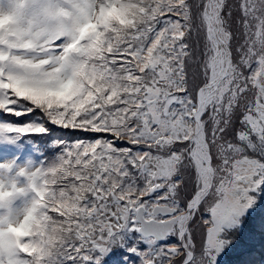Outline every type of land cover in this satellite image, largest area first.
Instances as JSON below:
<instances>
[{
    "label": "snow or ice",
    "instance_id": "snow-or-ice-1",
    "mask_svg": "<svg viewBox=\"0 0 264 264\" xmlns=\"http://www.w3.org/2000/svg\"><path fill=\"white\" fill-rule=\"evenodd\" d=\"M0 112L77 133L0 163V264H264V0H0Z\"/></svg>",
    "mask_w": 264,
    "mask_h": 264
},
{
    "label": "trees",
    "instance_id": "trees-1",
    "mask_svg": "<svg viewBox=\"0 0 264 264\" xmlns=\"http://www.w3.org/2000/svg\"><path fill=\"white\" fill-rule=\"evenodd\" d=\"M33 114L28 113L27 117H31ZM12 119L16 123H23L26 117H12L11 114L0 112V119ZM49 131L41 134H31L22 136L15 143L7 141L0 135V144H9L10 148L15 149L18 154L24 153L28 159H32V162L38 163L42 159H50L52 154L57 151L52 145V141L55 139L69 138L71 135L65 133V129L59 128L54 124L47 125Z\"/></svg>",
    "mask_w": 264,
    "mask_h": 264
},
{
    "label": "rangeland",
    "instance_id": "rangeland-1",
    "mask_svg": "<svg viewBox=\"0 0 264 264\" xmlns=\"http://www.w3.org/2000/svg\"><path fill=\"white\" fill-rule=\"evenodd\" d=\"M65 130H66L65 133L71 135L69 138H65V139L71 140V139L76 138L77 133L75 130H71V129H65ZM56 154H57V151H55L52 154L49 160L53 159L56 156ZM13 159H15L20 164H27L29 163V161L32 162V159H27L26 157H22L21 155L19 157H16V155L13 153L12 150L10 149L4 150L3 147L0 146V163L8 161V160H13Z\"/></svg>",
    "mask_w": 264,
    "mask_h": 264
}]
</instances>
